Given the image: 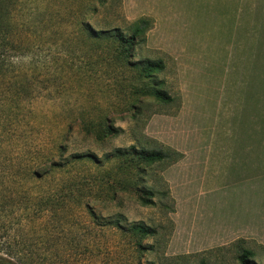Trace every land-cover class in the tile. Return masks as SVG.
I'll list each match as a JSON object with an SVG mask.
<instances>
[{
	"label": "rangeland",
	"instance_id": "obj_1",
	"mask_svg": "<svg viewBox=\"0 0 264 264\" xmlns=\"http://www.w3.org/2000/svg\"><path fill=\"white\" fill-rule=\"evenodd\" d=\"M87 1L0 0V254L20 264H239L241 246L264 264V0H106L98 14ZM81 12L95 29L152 19L132 62L162 60L154 81L170 100L139 95L130 108L133 86L149 82L71 42L67 19ZM106 125L122 131L97 136ZM56 138L60 164L74 153L93 160L37 188L27 171ZM130 146L183 155L146 169L147 206L131 167L105 162ZM73 182L88 208L56 206ZM118 215L125 228L156 230L143 241L150 250L106 225Z\"/></svg>",
	"mask_w": 264,
	"mask_h": 264
},
{
	"label": "trees",
	"instance_id": "obj_2",
	"mask_svg": "<svg viewBox=\"0 0 264 264\" xmlns=\"http://www.w3.org/2000/svg\"><path fill=\"white\" fill-rule=\"evenodd\" d=\"M97 3L93 4L91 0L84 4L83 8L86 10H92L94 13L98 14L101 11L107 10L109 5L106 4V0H96ZM86 13L81 12L74 17H69L67 19L66 28L71 30L69 39L74 45H80L85 48L89 45L94 46V51L92 48L89 50L93 51V55L97 56L98 63H102V67L109 68H119V69H132L137 72V77L140 81H148L140 86H133L132 95L134 101L131 103L130 108L136 107L135 102L138 100L139 95H150L161 101H169L170 98L166 93L162 92L156 88V83L154 81L155 77L164 70V63L162 60H140L137 62H132L135 50L145 41L147 32L152 28L153 21L150 18L141 17L131 23H128L124 30L122 31L119 27H112L108 23L102 24L99 29H95L93 24L86 19ZM88 50V49H87ZM98 53H103V56H98ZM88 134H95L92 129L88 127ZM122 130H114L111 126L106 125L103 130L96 132V135L108 134L115 136ZM66 151V146L58 138L52 141L47 154L41 163L35 164L34 169H29L27 171V176L29 179L33 180L34 185L39 188L41 183L46 181V176L51 174H60L65 171L67 166H75L85 161L93 160L90 155H82L78 153L71 154L68 159L63 163L54 160V152L59 154V157H63ZM66 157V158H67ZM183 155L176 150L171 148L163 149H153L146 150L144 148H136L135 146H130L129 148H118L115 149L110 156H105V162H111L113 160H118L125 162L131 167L133 173V183L130 188L134 190L133 195L136 201L142 205L147 206L151 204V197L153 193L150 189L140 188L138 183L142 175H146V169L152 165L162 162H169V164H174L182 159ZM63 160V159H62ZM67 167V168H65ZM123 168H120V170ZM119 185H123L122 180L118 182ZM77 193V194H76ZM80 190L77 183H70L67 186V192H64L59 201H56V206L66 205L74 203L77 206H84L88 208V202L82 198ZM89 197V195H88ZM42 198L35 201L34 206L37 205ZM47 199V198H46ZM117 199V194H112V200ZM41 203V202H40ZM66 203V204H65ZM42 208L33 209L34 213H40ZM93 217H95L94 212L91 211ZM96 218V217H95ZM123 218L121 215L116 217V220L108 222L116 230L130 234L132 237L131 244L138 252H143L150 250L149 247H145L143 241L146 238L153 237L156 235V230L152 229L142 223H131L125 228L122 224ZM254 253L244 247H239L237 253V261L239 264H256L254 261ZM0 264H20L13 257H9L0 254ZM140 264V263H137ZM199 264H206L201 261Z\"/></svg>",
	"mask_w": 264,
	"mask_h": 264
},
{
	"label": "crops",
	"instance_id": "obj_3",
	"mask_svg": "<svg viewBox=\"0 0 264 264\" xmlns=\"http://www.w3.org/2000/svg\"><path fill=\"white\" fill-rule=\"evenodd\" d=\"M257 94V96H255V99H260V98H262V97H259L258 95H259V93L258 92H256ZM252 94V93H251ZM253 95V94H252ZM262 99H264V97L262 98ZM257 103H258V101H257ZM264 102H262V104H263ZM259 104V103H258ZM252 112L254 113V116L257 118V123H258V105L257 104H253V102H252ZM261 122L263 123L264 121H263V119H261ZM255 124H256V122H254V123H252L251 124V129H253L252 130V136H254L253 138H254V140H256L257 139V141H258V138H256L258 135V131H255L254 130V127H255ZM258 125V124H257ZM256 125V126H257ZM258 143V142H257Z\"/></svg>",
	"mask_w": 264,
	"mask_h": 264
}]
</instances>
